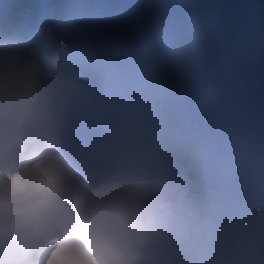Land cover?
Listing matches in <instances>:
<instances>
[{"label": "clouds", "instance_id": "1", "mask_svg": "<svg viewBox=\"0 0 264 264\" xmlns=\"http://www.w3.org/2000/svg\"><path fill=\"white\" fill-rule=\"evenodd\" d=\"M99 7L35 24L0 7V264H264V191L221 215L178 179L193 63L162 38L127 47ZM191 151L223 185L254 163L227 140Z\"/></svg>", "mask_w": 264, "mask_h": 264}, {"label": "bare ground", "instance_id": "2", "mask_svg": "<svg viewBox=\"0 0 264 264\" xmlns=\"http://www.w3.org/2000/svg\"><path fill=\"white\" fill-rule=\"evenodd\" d=\"M224 1L225 0H200L199 8L198 5L192 8L186 7V9L182 10L181 14L176 13V16L168 19L171 22L179 19L186 20L189 26L182 22L186 34L189 33L193 40L199 38L201 41V53L204 49V53L199 54L200 44L198 43L197 52L195 51L192 54L191 62L195 67L196 75L189 85V87L200 92L194 99L196 103H199V106H193L195 110L199 111L200 115L197 118L196 124L193 123L195 118L189 115L186 125H181L179 127L182 133L185 134L187 127L191 124L194 125L193 134L190 136H194L192 141L189 142L186 139L184 140L186 147L190 149L193 144L201 141H228L229 131L232 127V116L228 111L229 101L232 97L230 94L232 75L229 73L226 53L228 32L226 29V19L223 17L225 16ZM167 2L168 0H166V3ZM180 2H182V0H180ZM241 2L247 22L252 26L255 35V40H252L254 56L257 61L255 73L261 95L260 115L264 119V0H241ZM169 4L175 5L172 0ZM159 12V10L149 8L143 14L144 20L138 22V24L141 25L148 17L155 15L151 13ZM199 19L206 20V23L201 24ZM126 22L134 27L137 19L133 18L132 22L128 20H126ZM115 28L129 32L135 31V28L124 27L122 22L116 25ZM173 31L174 27L171 26L170 33ZM165 32L169 35L168 30ZM192 42L193 41H190V43ZM184 109H187V106L181 108V110ZM260 130L262 131L261 170L264 191V127H261ZM191 160L195 162V164L191 166L193 167L191 173L194 174L193 178L191 179L188 176L180 174H178V178L184 181L183 183L188 184V191L193 193V196L198 201L212 204L221 215H227L229 211L227 189L230 186L221 184L218 178L206 169L193 153H191ZM179 161L177 163H179ZM182 166L186 165H180L178 167L179 171L182 169L183 172L188 170V167L183 168ZM193 183L200 186L192 187Z\"/></svg>", "mask_w": 264, "mask_h": 264}, {"label": "rangeland", "instance_id": "3", "mask_svg": "<svg viewBox=\"0 0 264 264\" xmlns=\"http://www.w3.org/2000/svg\"><path fill=\"white\" fill-rule=\"evenodd\" d=\"M170 1L171 0H168V2L166 3V0H146V2H144L142 4L133 5L130 8V12L128 13L127 18L131 21L133 18L137 19V22L135 23L136 26L133 27L131 24H128L126 21H123L122 25H124V27H130V28L134 29L135 27L138 26V22L144 20L143 14L149 8L159 10L160 11L159 13H151V14L158 15L160 18H172V17L176 16V13L181 14L182 10L186 9V7L192 8L194 6L197 7V5H198V8L200 7V4H199L200 0H182V2H180V0H172L173 4H175V5L169 4ZM190 41H193V42L190 43ZM176 42H178L180 48L182 49V51H184V53L189 57L190 60L192 59V54L195 51L197 52L198 43L200 44V53L199 54L204 53V49L201 53V41H200V39L198 38V39L193 40L190 37L189 33L186 34V30H185V27L183 25H181L179 27V35L174 40L170 41V43H176ZM186 104L187 103L184 102L183 99L178 98L176 100V102L174 103L172 110L178 111L179 108H181L182 106H184ZM186 120H187V116L181 118L180 121H178L179 124H176V125L178 126V125H180L181 121L184 123ZM190 150H191L190 148L186 147L184 149L183 153L181 154V156H179L181 163L180 164L177 163V170H178V167L180 165L185 164L186 166H182V167L183 168L188 167V170H186L184 172H183V169L181 171L178 170V174L185 175V176H188L189 178H192L194 176V174H191L192 169H193V167H191V166L194 165L195 163H194V161L191 160V153L192 152ZM178 179L180 180V178H178ZM180 181L182 183L184 182L182 180H180ZM196 186L199 187L200 185H196ZM191 194L194 195L193 193H191Z\"/></svg>", "mask_w": 264, "mask_h": 264}, {"label": "water", "instance_id": "4", "mask_svg": "<svg viewBox=\"0 0 264 264\" xmlns=\"http://www.w3.org/2000/svg\"><path fill=\"white\" fill-rule=\"evenodd\" d=\"M227 18V59L229 72L245 85L246 74L254 62L251 27L248 26L241 0L224 1ZM234 81V80H233Z\"/></svg>", "mask_w": 264, "mask_h": 264}]
</instances>
